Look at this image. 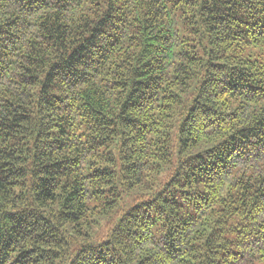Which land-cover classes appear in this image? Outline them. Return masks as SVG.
I'll return each instance as SVG.
<instances>
[{"label":"trees","instance_id":"obj_1","mask_svg":"<svg viewBox=\"0 0 264 264\" xmlns=\"http://www.w3.org/2000/svg\"><path fill=\"white\" fill-rule=\"evenodd\" d=\"M264 0H0V264L264 260Z\"/></svg>","mask_w":264,"mask_h":264},{"label":"rangeland","instance_id":"obj_2","mask_svg":"<svg viewBox=\"0 0 264 264\" xmlns=\"http://www.w3.org/2000/svg\"><path fill=\"white\" fill-rule=\"evenodd\" d=\"M243 53L245 55H258L259 58H264V46L246 48ZM257 264H264V260L258 261Z\"/></svg>","mask_w":264,"mask_h":264}]
</instances>
